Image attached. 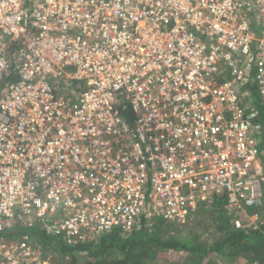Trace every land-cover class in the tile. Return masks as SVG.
<instances>
[{"label":"built area","instance_id":"obj_1","mask_svg":"<svg viewBox=\"0 0 264 264\" xmlns=\"http://www.w3.org/2000/svg\"><path fill=\"white\" fill-rule=\"evenodd\" d=\"M13 78L0 264H53L38 235L183 227L217 195L233 229H258L264 0H0V86Z\"/></svg>","mask_w":264,"mask_h":264},{"label":"trees","instance_id":"obj_2","mask_svg":"<svg viewBox=\"0 0 264 264\" xmlns=\"http://www.w3.org/2000/svg\"><path fill=\"white\" fill-rule=\"evenodd\" d=\"M251 92L254 103L259 110L258 122L264 124V108L260 104L257 92L254 89ZM258 148L264 165V137L258 144ZM224 205L225 198L217 195L209 209L200 211L202 215H212L215 229L224 235L221 241L215 242L208 249L203 243L187 247L172 238L165 239L161 237L163 228L173 225L161 220L156 221L152 227L141 225L138 230L128 234L114 230L108 234L101 235L94 244H78L71 248L59 244L56 245L49 238L40 235L36 237L45 250L56 251L63 254V256L85 253L90 259L83 262V264H144V259L154 256L157 252H175L179 249L190 255L198 254V264H204L203 260L213 253L232 258L233 260H245L249 264H264V208L259 209L260 211L258 210V229L246 232L232 228L229 218L224 215ZM4 236L9 239L12 238L11 235Z\"/></svg>","mask_w":264,"mask_h":264},{"label":"rangeland","instance_id":"obj_3","mask_svg":"<svg viewBox=\"0 0 264 264\" xmlns=\"http://www.w3.org/2000/svg\"><path fill=\"white\" fill-rule=\"evenodd\" d=\"M15 79H11L10 82H3L0 86V96L6 91L7 86L13 82ZM258 96V94H257ZM259 98V96H258ZM260 99V98H259ZM213 216L209 214L199 213L196 218H193L191 222L183 227L166 226L161 231V237L172 238L185 244L187 247H192V245H199L198 243H203L206 249L211 247L215 242L221 241L224 237L222 232H218L215 229ZM168 223L164 220H161ZM169 224V223H168ZM170 225V224H169ZM178 251H181L180 249ZM172 252V251H162L157 252L154 256L144 259V264H198V254L190 255L187 252ZM50 262L53 264H83L85 261H89V257L85 253H78L75 255L60 254L59 252H50ZM76 259L74 262L73 260ZM204 264H249L245 260L238 261L229 257H224L222 255L213 253L208 255L203 260Z\"/></svg>","mask_w":264,"mask_h":264}]
</instances>
